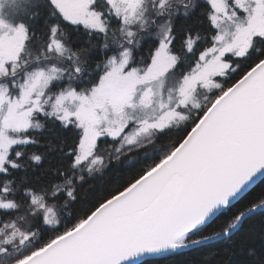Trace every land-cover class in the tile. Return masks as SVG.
Segmentation results:
<instances>
[{
  "label": "snow or ice",
  "instance_id": "1",
  "mask_svg": "<svg viewBox=\"0 0 264 264\" xmlns=\"http://www.w3.org/2000/svg\"><path fill=\"white\" fill-rule=\"evenodd\" d=\"M185 258L264 264V0H0V264Z\"/></svg>",
  "mask_w": 264,
  "mask_h": 264
},
{
  "label": "trees",
  "instance_id": "2",
  "mask_svg": "<svg viewBox=\"0 0 264 264\" xmlns=\"http://www.w3.org/2000/svg\"><path fill=\"white\" fill-rule=\"evenodd\" d=\"M47 165V161H45L44 165L41 167H45ZM130 171V169L125 168L123 164L121 165H113L112 168L109 169L107 173L104 174V176H97L93 179H89L86 184L83 185V187L78 191V196L81 198H87L90 199L93 195V191H90V189L94 186V191L98 192L100 189L109 187L118 177L126 175L127 172ZM82 202V201H81ZM79 203L77 205H73L70 210H75L76 207L79 206ZM185 258V264H186ZM176 264H181L180 260H177ZM207 264H211V262H207Z\"/></svg>",
  "mask_w": 264,
  "mask_h": 264
}]
</instances>
